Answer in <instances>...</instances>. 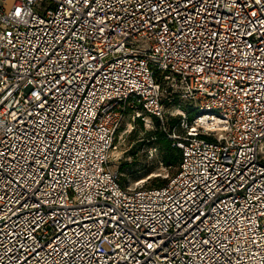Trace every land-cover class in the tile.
<instances>
[{
	"label": "built area",
	"instance_id": "2783aa9c",
	"mask_svg": "<svg viewBox=\"0 0 264 264\" xmlns=\"http://www.w3.org/2000/svg\"><path fill=\"white\" fill-rule=\"evenodd\" d=\"M3 1L0 264H264V0ZM130 115L159 187L112 167Z\"/></svg>",
	"mask_w": 264,
	"mask_h": 264
},
{
	"label": "rangeland",
	"instance_id": "374dc122",
	"mask_svg": "<svg viewBox=\"0 0 264 264\" xmlns=\"http://www.w3.org/2000/svg\"><path fill=\"white\" fill-rule=\"evenodd\" d=\"M12 4L13 0L2 2L6 10ZM143 124L132 120L130 115L122 120L116 131V155L112 159V167L117 168L119 182L123 186L153 188L175 172V166L167 167L163 163L160 145L155 141L158 137L156 132L161 130L159 124L154 122L149 129Z\"/></svg>",
	"mask_w": 264,
	"mask_h": 264
},
{
	"label": "trees",
	"instance_id": "16d2710c",
	"mask_svg": "<svg viewBox=\"0 0 264 264\" xmlns=\"http://www.w3.org/2000/svg\"><path fill=\"white\" fill-rule=\"evenodd\" d=\"M137 122L141 125V121L140 120H137ZM175 122H176V119H171V118L168 119L167 122H166L167 129H171ZM156 133H158V137L156 138L155 141H157V143L160 145L161 152H162V155H163V163L167 167L168 166L169 167L175 166V172H176V169L178 167V163L180 161V152L177 150V148H173L171 146V142L167 138L166 132H164L161 129L159 132H156ZM166 182H167V180L162 182L160 185L155 186V187H159V186L165 184ZM150 188H152V187H150Z\"/></svg>",
	"mask_w": 264,
	"mask_h": 264
},
{
	"label": "bare ground",
	"instance_id": "6f19581e",
	"mask_svg": "<svg viewBox=\"0 0 264 264\" xmlns=\"http://www.w3.org/2000/svg\"><path fill=\"white\" fill-rule=\"evenodd\" d=\"M115 153H116V151L113 153V157H115V155H116ZM113 161H114V160H113ZM113 165H114V164H113Z\"/></svg>",
	"mask_w": 264,
	"mask_h": 264
}]
</instances>
